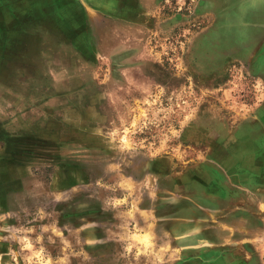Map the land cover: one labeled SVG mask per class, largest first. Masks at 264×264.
Segmentation results:
<instances>
[{
  "label": "rangeland",
  "instance_id": "1",
  "mask_svg": "<svg viewBox=\"0 0 264 264\" xmlns=\"http://www.w3.org/2000/svg\"><path fill=\"white\" fill-rule=\"evenodd\" d=\"M10 1L0 264H243L247 244L257 254L264 232L243 217L264 214V142L250 133L264 138V10H236L253 36L245 61L209 0H122L77 25Z\"/></svg>",
  "mask_w": 264,
  "mask_h": 264
},
{
  "label": "crops",
  "instance_id": "2",
  "mask_svg": "<svg viewBox=\"0 0 264 264\" xmlns=\"http://www.w3.org/2000/svg\"><path fill=\"white\" fill-rule=\"evenodd\" d=\"M135 1L134 0L131 1L130 4ZM12 2L15 4L17 1L13 0ZM2 3L4 6L2 7L0 6V11L4 9L13 8V7L6 5L8 3H11V1L8 2V0H3ZM18 3L19 4H17L18 5L17 10L19 11L17 12L19 14L24 13L23 12L24 10L29 11L28 13L26 12V14H33V17L35 19L40 18L42 20L44 17L47 18L48 16H52V17L61 16L63 14V17L68 19L67 21H65V23L74 24V25L82 24V23H85L86 21L90 22V18L94 17V15H97L98 17H101V18H104L105 16L106 17L112 16L113 12L109 11L112 8H115V7L122 8V9L125 8L123 4L125 2H123L122 0H22L21 2L19 1ZM251 4H255L256 8L260 11L264 10V0H209L208 2L204 3V10L207 12V14L210 15L211 21L213 22L214 25L221 26L224 23V19L231 18L230 22H231V25H233V27L231 29L229 28L228 31L232 32V36H233L232 46L234 47L232 50L233 52L230 56H233V57L238 56L240 59L245 60V61L246 59L250 58V54H249L250 48H249V45H246V41H248V39L250 40L253 38H251L252 34L245 32L246 30L244 29L241 22L237 24V22H235L236 21L235 19L238 20L241 17L240 14L237 15L238 12L236 10L244 11L246 9V5L247 7L248 5L251 7ZM24 7L26 9H23ZM21 8L23 9L22 11H21ZM69 19H72V20L70 21ZM228 23L229 22H227L226 24ZM0 24L6 27L4 21H0ZM119 24L123 25L122 21H120ZM259 25L260 27H262L264 25L263 21H261ZM260 39L261 37H259L258 40ZM263 42H264V38L262 39L260 43H263ZM244 46H247V49L245 51H241L240 48ZM260 48L262 50L264 49V43L261 45ZM260 56L264 57V53L262 52ZM262 66L264 67V64ZM262 72H264V70ZM261 119H264V117H262ZM244 129H246V127L242 128L241 131L243 133H246L244 132ZM253 130H254V127L252 125V129L250 133L258 141L261 140L264 142V138L260 136V131L253 132ZM255 130H259V129H255ZM263 152L264 150L262 151V153ZM249 213L250 214H247L249 215L248 218L243 217L244 218L243 228H258L259 232H264V214H260V216L256 218L255 214H253L255 215L253 216L251 212ZM252 222H258V223L257 225H255V223H252ZM244 250H246L245 252L249 256L247 258H243V264H264V246L260 247L259 252L257 254L253 252V246L249 244L244 245Z\"/></svg>",
  "mask_w": 264,
  "mask_h": 264
},
{
  "label": "bare ground",
  "instance_id": "3",
  "mask_svg": "<svg viewBox=\"0 0 264 264\" xmlns=\"http://www.w3.org/2000/svg\"><path fill=\"white\" fill-rule=\"evenodd\" d=\"M148 238L147 237H144V238H141V241L144 242L145 244H148Z\"/></svg>",
  "mask_w": 264,
  "mask_h": 264
},
{
  "label": "built area",
  "instance_id": "4",
  "mask_svg": "<svg viewBox=\"0 0 264 264\" xmlns=\"http://www.w3.org/2000/svg\"><path fill=\"white\" fill-rule=\"evenodd\" d=\"M177 9H178V11H180L181 10V7L177 8Z\"/></svg>",
  "mask_w": 264,
  "mask_h": 264
}]
</instances>
